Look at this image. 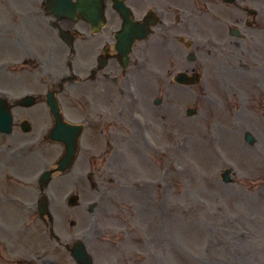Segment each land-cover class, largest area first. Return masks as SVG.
Wrapping results in <instances>:
<instances>
[{
  "label": "rangeland",
  "instance_id": "rangeland-1",
  "mask_svg": "<svg viewBox=\"0 0 264 264\" xmlns=\"http://www.w3.org/2000/svg\"><path fill=\"white\" fill-rule=\"evenodd\" d=\"M245 32L232 39L241 52L251 49L239 59L196 51L197 85H171L165 76L150 83V70H143L142 92L163 99L159 110H144L154 128L146 122L131 130L127 112L116 115L120 129L112 148L102 143L82 150L71 171L52 176L46 191L55 232L67 241L80 238L94 264H264V21ZM250 70L261 81L250 79ZM188 106L196 115L184 114ZM245 131L256 139L252 146L245 144ZM33 163L35 173L44 166L40 157ZM225 168L233 172L227 184L220 178ZM3 187L21 204L31 201L25 192ZM71 192L79 194L77 207L66 205ZM3 199L1 216L18 248L36 246L35 230L19 239L25 217ZM91 202L93 214L87 211ZM5 233L0 230V251L10 249ZM45 241L46 253L38 256L45 261L31 257L29 264H74L68 252Z\"/></svg>",
  "mask_w": 264,
  "mask_h": 264
},
{
  "label": "flooded vegetation",
  "instance_id": "flooded-vegetation-1",
  "mask_svg": "<svg viewBox=\"0 0 264 264\" xmlns=\"http://www.w3.org/2000/svg\"><path fill=\"white\" fill-rule=\"evenodd\" d=\"M244 4L262 12L264 0H0V114L10 116L9 131L0 126L2 177H27L19 162L52 148L50 97L87 132H109L116 115L138 104L155 111L143 70L150 83L165 76L170 84V70H194L201 42L240 53L228 38L248 25Z\"/></svg>",
  "mask_w": 264,
  "mask_h": 264
},
{
  "label": "water",
  "instance_id": "water-1",
  "mask_svg": "<svg viewBox=\"0 0 264 264\" xmlns=\"http://www.w3.org/2000/svg\"><path fill=\"white\" fill-rule=\"evenodd\" d=\"M192 111H189V113H191ZM75 153L74 149H70L69 150V154L67 156V159L62 162L59 163V168L62 169H66L67 167H70V163L72 161L73 158V154ZM49 173L46 172L43 176V180L44 182L48 180L49 178ZM226 178V177H225ZM43 200V199H42ZM70 203L74 204L75 202V197H71L70 198ZM44 208V207H43ZM93 207L91 206L90 209H92ZM72 255L73 258L76 259L78 264H91V258L87 255L85 248L83 247V244L81 242H77L74 249L72 250Z\"/></svg>",
  "mask_w": 264,
  "mask_h": 264
}]
</instances>
